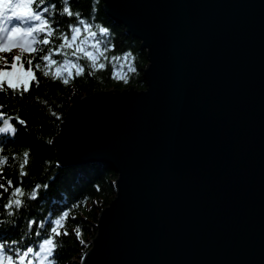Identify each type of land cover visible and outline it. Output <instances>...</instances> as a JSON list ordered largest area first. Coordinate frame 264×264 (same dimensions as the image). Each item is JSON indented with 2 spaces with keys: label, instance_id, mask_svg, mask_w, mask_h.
Wrapping results in <instances>:
<instances>
[{
  "label": "water",
  "instance_id": "1",
  "mask_svg": "<svg viewBox=\"0 0 264 264\" xmlns=\"http://www.w3.org/2000/svg\"><path fill=\"white\" fill-rule=\"evenodd\" d=\"M145 87L65 108L57 166L110 169L78 264H264V0H100Z\"/></svg>",
  "mask_w": 264,
  "mask_h": 264
},
{
  "label": "trees",
  "instance_id": "2",
  "mask_svg": "<svg viewBox=\"0 0 264 264\" xmlns=\"http://www.w3.org/2000/svg\"><path fill=\"white\" fill-rule=\"evenodd\" d=\"M57 9L61 8L60 0H53ZM71 9L79 12L81 18L93 25H100L109 30L108 40L112 48L105 53V57L100 58V62L105 64V68L89 75L90 68L85 67L84 74L65 85L60 80H53L51 77H43L40 72H36L39 79V86L32 85L29 93L23 97L0 94V102H4V113L18 116L26 121V125H16L18 132L14 138H7L0 142L2 154L9 157L8 166L4 168L3 175L13 180V185L18 184L19 164L23 161V153H29V163L25 168L27 175L22 178L19 186L26 193H30L36 185H47L41 187L35 200L23 197L24 206L19 210H14L12 217H8L3 209V204L7 203L9 193L0 197V238L7 240H19L25 238V244L38 242L41 237L35 236V230L40 224H44L45 229L50 227V221L58 218L64 211L70 212L69 219L65 222V227L70 232L69 236L60 238L61 245L57 252L58 264H78V259L89 245L90 238L95 233V222L99 209L105 206L113 196L112 180L115 174L108 168L97 164L86 163L75 166H57L55 164L53 151L50 145V137L57 130V123L67 105L74 102L82 95H88L101 89H114L131 87L136 90L145 87L141 80L140 70L146 63L144 51L138 48V42L122 33L120 26L110 23L100 9V0H70ZM58 22L55 26L60 31L67 33L68 24L75 21V17L55 16ZM95 30V28L93 29ZM80 40H84L83 47L90 52H95L91 48L94 42L86 39V34H81ZM80 40L77 43H80ZM59 40H54L52 47L59 44ZM102 49L104 45L100 46ZM70 52L71 50L65 49ZM131 53L133 59L131 63L136 71L128 73L127 67L120 69V64H127L121 60L119 63L111 61L113 56L123 57L124 54ZM19 54L18 50H13L11 55ZM79 57V58H78ZM28 58L27 54L24 60ZM54 59L62 61L64 57L54 56ZM68 59L82 66L89 62L82 53L77 56L69 55ZM36 61H34L35 63ZM116 68H113V65ZM28 67L27 63H24ZM52 71L55 72V66ZM73 71V75L75 70ZM120 75L121 72L127 74V82L115 79L113 72ZM65 75H67L65 73ZM55 113V115H53ZM15 156L16 159H12ZM10 221V223H9ZM35 221L32 230L27 224ZM79 227L81 238L80 243L75 238L74 230ZM42 234H43V230Z\"/></svg>",
  "mask_w": 264,
  "mask_h": 264
},
{
  "label": "snow or ice",
  "instance_id": "3",
  "mask_svg": "<svg viewBox=\"0 0 264 264\" xmlns=\"http://www.w3.org/2000/svg\"><path fill=\"white\" fill-rule=\"evenodd\" d=\"M60 3L61 8L57 9L53 0H0V94L23 97L24 94L29 93L33 84L39 86L40 81L36 72H40L43 77H51L67 85L71 79L83 75L85 67L91 69L89 75H94L95 72L105 68L100 58L105 57V53L112 48L108 40L109 30L81 18L79 12L71 9L70 0H60ZM57 14L61 17H75V21L68 24L67 33L55 26L58 23L55 19ZM82 33L86 34V39L94 40L91 48L95 49V52L87 51L83 47L85 41L80 40ZM54 40H59L60 43L52 47ZM78 40H80L79 44ZM102 44L103 49L100 47ZM65 49L71 51L67 52ZM13 50H18L19 54L11 55ZM77 53H82L89 63L82 66L67 58L69 55L77 56ZM25 54L28 56L26 61L23 59ZM54 56L64 58L58 61L53 58ZM132 59L131 53H126L123 57H111L110 62L127 61L126 65L120 64V69L126 66L128 73H134L136 69L131 63ZM25 62L28 65L26 70ZM53 66H55V72L52 71ZM113 68H116L115 64ZM72 70H75L74 75ZM113 76L115 79L127 82V74L123 72L116 75L114 71ZM4 106V102H0V142L15 137L18 132L16 125H26V121L18 116L4 113ZM13 120L16 121V125L12 123ZM2 151L3 149L0 148V197L9 193L8 201L2 207L6 215L12 217L14 210L24 206L23 197L27 196L35 200L40 188H47V185H36L30 193H26L19 186L22 178L27 175L25 168L29 163V153L25 151L23 161L19 164L18 184L14 186L13 180L3 175L4 168L8 166L9 157L3 155ZM12 159L16 157L13 156ZM69 217L70 212L64 211L58 218L49 222L50 227L45 229L44 224H40L35 230L36 237L42 236L38 242L25 244L24 237L19 240L0 238V264H58L57 252L61 245L60 238L70 235L65 227ZM0 223L4 221L0 220ZM35 223V221H29L28 229L32 230ZM74 235L81 244L84 243L79 227L74 230Z\"/></svg>",
  "mask_w": 264,
  "mask_h": 264
},
{
  "label": "rangeland",
  "instance_id": "4",
  "mask_svg": "<svg viewBox=\"0 0 264 264\" xmlns=\"http://www.w3.org/2000/svg\"><path fill=\"white\" fill-rule=\"evenodd\" d=\"M24 68H25V70L27 69V67H25V66H24Z\"/></svg>",
  "mask_w": 264,
  "mask_h": 264
}]
</instances>
